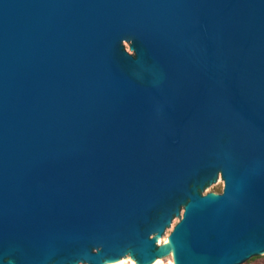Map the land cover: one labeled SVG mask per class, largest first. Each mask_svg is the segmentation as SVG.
Instances as JSON below:
<instances>
[{"label": "water", "instance_id": "1", "mask_svg": "<svg viewBox=\"0 0 264 264\" xmlns=\"http://www.w3.org/2000/svg\"><path fill=\"white\" fill-rule=\"evenodd\" d=\"M169 250L264 253V0H0V264Z\"/></svg>", "mask_w": 264, "mask_h": 264}, {"label": "rangeland", "instance_id": "2", "mask_svg": "<svg viewBox=\"0 0 264 264\" xmlns=\"http://www.w3.org/2000/svg\"><path fill=\"white\" fill-rule=\"evenodd\" d=\"M123 44H124V47L130 52L129 46H128L129 42H123ZM222 188H223V180L219 176L215 181L208 183L203 189H200V192L202 194L209 193V192L220 193L222 191ZM179 219H180V216L175 215L173 217L171 224L165 229V232L162 235L157 236L156 243L159 244L163 242V240L168 236L171 229L179 221ZM126 257H129L130 260L126 259L121 264H137L130 255H127ZM173 260L174 258H173L172 250H169L168 253L164 254L162 257L152 262L151 264H175ZM78 264H85V263H78ZM104 264H108V263H104ZM240 264H264V253L252 255L251 257H249L248 259H246L244 262Z\"/></svg>", "mask_w": 264, "mask_h": 264}, {"label": "bare ground", "instance_id": "3", "mask_svg": "<svg viewBox=\"0 0 264 264\" xmlns=\"http://www.w3.org/2000/svg\"><path fill=\"white\" fill-rule=\"evenodd\" d=\"M126 259H128V260H130L129 259V257H123V258H120V259H117V260H115V261H113V262H106V263H108V264H121L124 260H126ZM138 264V263H137Z\"/></svg>", "mask_w": 264, "mask_h": 264}]
</instances>
